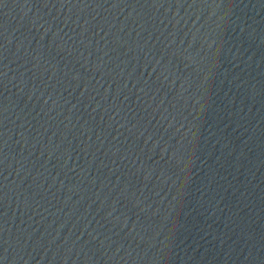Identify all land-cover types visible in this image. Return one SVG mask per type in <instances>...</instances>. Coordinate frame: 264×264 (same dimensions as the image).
I'll use <instances>...</instances> for the list:
<instances>
[{
    "label": "water",
    "instance_id": "1",
    "mask_svg": "<svg viewBox=\"0 0 264 264\" xmlns=\"http://www.w3.org/2000/svg\"><path fill=\"white\" fill-rule=\"evenodd\" d=\"M0 264H264V0H0Z\"/></svg>",
    "mask_w": 264,
    "mask_h": 264
}]
</instances>
